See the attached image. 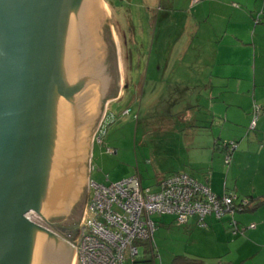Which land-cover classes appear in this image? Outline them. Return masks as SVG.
Returning a JSON list of instances; mask_svg holds the SVG:
<instances>
[{
	"label": "water",
	"instance_id": "1",
	"mask_svg": "<svg viewBox=\"0 0 264 264\" xmlns=\"http://www.w3.org/2000/svg\"><path fill=\"white\" fill-rule=\"evenodd\" d=\"M118 90L101 0H0V264H72V247L25 214L65 215Z\"/></svg>",
	"mask_w": 264,
	"mask_h": 264
},
{
	"label": "rangeland",
	"instance_id": "2",
	"mask_svg": "<svg viewBox=\"0 0 264 264\" xmlns=\"http://www.w3.org/2000/svg\"><path fill=\"white\" fill-rule=\"evenodd\" d=\"M101 1L107 7L110 29L114 37L119 90L116 97L107 103L103 115L105 118L103 131L106 134L103 144L94 145V136L103 121L102 118L93 134L89 158L62 204L65 207V215L55 220L41 218L43 229L52 232V234L56 229L57 235H55L61 238L62 234L73 239L76 238L88 200L87 183L89 179L98 184L116 183L128 176L135 175L136 170H139L142 187L154 192L157 189L154 175L155 166H182L183 160L185 161L187 157L185 155L182 157L178 153L172 154L169 151L172 149L176 137L180 138L184 135V126L180 119L182 113L189 112L188 110L184 111L186 101L189 99L194 101L198 97L197 94L190 96L184 94L182 86L174 84L175 74L182 73L184 69L189 73V76H193L187 64L181 61V56L187 48L184 44L185 41L180 40L182 28L184 24H188L185 12H188L190 0ZM238 2L244 6L247 4L248 7L254 9L259 8L262 4V0H239ZM255 17L260 16L257 13ZM262 17L264 18V16ZM261 23L264 25V19L261 20ZM259 44L264 48V42ZM173 46H175L174 49H172ZM251 48L253 50V46L248 45L245 49L250 51ZM255 48H258L257 45ZM207 49L210 50V47ZM238 50V54L231 57L232 67L228 69L230 75L223 76L222 79L215 77L211 80L216 86L213 103L209 101V94H199L200 104L205 109L217 102L223 107L220 117H217L218 120H216L218 125L212 126L208 121L209 123L206 125H196V129L199 128L202 135L219 138L220 142L217 141V143L222 147L225 144L231 146V143H237L234 152L237 162L234 157L232 160H234L233 165L239 166L240 163L241 174L246 176V178L242 175L239 177L238 188L243 189L246 188L244 185L255 170L253 162L256 157L253 154L257 148L252 145L253 135L251 134L253 132L249 131L253 121L252 109L263 102L259 101L263 97L259 91L264 90V78H260L259 74L264 72V51L256 50V53L250 56V61H247L242 56L244 50L240 51V48ZM254 69L258 75L256 77L257 98L255 96V99L259 98L257 104L252 94ZM225 71L227 69L223 68V72ZM187 80H191V77H187ZM227 90L232 95L226 93ZM229 103H233V105H231L232 108L227 109ZM247 109H251V113L247 116L250 119L246 123L241 112L248 114ZM192 111L195 113L207 112V110L198 111L196 109H192ZM226 111H228V115L231 114L229 119L224 117ZM125 112L127 113L124 114ZM234 114H236L235 117ZM239 131L243 136L237 138ZM259 132L261 131L258 130V133L255 131L257 134H260ZM248 142H251L250 145H252L249 146L250 149ZM107 148L116 151V155H108ZM263 153L264 151L261 152V155ZM261 155L259 159L260 162L262 160V166L259 168V174L264 176V159H262L264 154L262 157ZM224 159L225 157L222 158V162ZM256 159L258 160V157ZM89 163L93 168L91 173ZM225 171L226 169L223 176ZM231 186L233 189L234 184ZM227 187L230 189V181H228ZM36 216L39 217V215ZM154 218L156 217L152 216V220ZM143 249V247L139 248V258L143 257ZM161 254L159 256H162ZM159 256L155 264H161ZM144 257L147 263L152 262L149 253ZM180 260V258H176L172 264H176L175 261L180 264ZM72 264H78L75 261V252H73ZM125 264L132 263L126 261Z\"/></svg>",
	"mask_w": 264,
	"mask_h": 264
},
{
	"label": "crops",
	"instance_id": "3",
	"mask_svg": "<svg viewBox=\"0 0 264 264\" xmlns=\"http://www.w3.org/2000/svg\"><path fill=\"white\" fill-rule=\"evenodd\" d=\"M238 1L201 0L196 5H191V0L189 1L188 12H185L188 24H184L180 39L185 41L187 49L182 54L181 61L187 64L193 76H189V73L184 69L182 73L175 74L174 84L181 85L184 94L189 96L197 94L198 97L194 101L192 99L186 101L184 111L188 110L189 112L182 113L180 119L184 126V135L180 138L176 137L177 142L174 141L172 149L169 151L172 154H181L182 157L185 155L187 158L185 161L183 160L181 167L155 166V185L160 180L159 177L184 173L207 185L210 191L217 196L233 195L238 200L264 198V176L259 174V168L262 166V160L260 162L259 158L261 152L264 151V116L257 120L255 129L249 131L253 132L251 134L253 135L252 145L257 148L253 156L258 157V160L255 158L253 162L255 170L245 183L246 188L243 189L238 188L242 167L240 163L239 166L233 165L234 160H232L234 157L237 162V156L234 155L236 148L231 154L229 165H226L225 159L222 162V158H226L223 147L217 143V141L220 142V139L202 135L199 128L196 129V125H206L209 123L208 121L213 126L218 120L217 117L221 115L223 109L221 104L217 102L205 109L200 104L199 94H209L210 100H208L213 103L216 86L211 80L215 77L222 79L223 76L230 75L228 69L232 67L231 57L238 54L239 48L240 51L244 50L242 56L247 61H250V56L255 54L256 50L264 51V48L259 44L264 42V25L261 23V20L264 19L262 17L264 16V0H262L261 6L255 9L248 7L247 4L245 6L239 4ZM257 13L260 17H255ZM250 44L253 46V50L251 48L249 51L245 48L248 45L251 46ZM255 45L258 48H255ZM207 47H210V50ZM168 61L170 60L168 59ZM223 68H226L227 71L223 72ZM257 76L256 69H254V82L252 83L254 99L255 96L257 98L256 90L258 91ZM187 77H191V80H187ZM259 77L264 78V72H260ZM226 93L232 95L228 90ZM259 93L263 97L258 99L263 102L258 105L264 107V90ZM258 99L254 100L256 104ZM231 105L233 103L227 104V109L232 108ZM192 109L207 110V112L195 113ZM250 110H246L248 114L241 112L246 123L250 119L247 117L251 113ZM227 112L224 114L225 119H229L231 116ZM235 116L236 114H234ZM257 129L261 131L260 134H257ZM235 135L237 134L235 133ZM241 135L243 136L239 131L237 138ZM247 144L248 147L252 146L251 142ZM114 155H116V151ZM249 171L251 170L249 169ZM135 175L139 176L142 185L139 170H136ZM242 177L246 178L243 175ZM228 181H230V189L227 187ZM231 184H234L233 189ZM230 221H235L237 232L233 233L228 230ZM154 222L156 225L153 236L154 252H148L151 255L152 262L150 264H155L160 253H162V256H159L161 264H172L176 258L181 259L180 264H264V203L254 211H236L232 216L227 215L220 221L214 217H207L204 219L203 228L197 227L195 217L190 219L185 227L176 226L171 217H157ZM250 225H254V227L248 228ZM144 256L146 254L143 253ZM175 262L178 264L177 261Z\"/></svg>",
	"mask_w": 264,
	"mask_h": 264
},
{
	"label": "built area",
	"instance_id": "4",
	"mask_svg": "<svg viewBox=\"0 0 264 264\" xmlns=\"http://www.w3.org/2000/svg\"><path fill=\"white\" fill-rule=\"evenodd\" d=\"M200 1L191 0V5ZM252 115L251 130H254L264 110L254 106ZM104 120L94 136V144L101 145L106 136ZM235 147L231 143V152ZM106 153L114 155L115 151L106 149ZM230 160L229 152L225 164L229 165ZM89 170L90 173L93 170L91 165ZM156 187L154 192L143 188L138 176L107 184H98L89 179L88 200L76 238H65L75 252L76 263L125 264L131 261L134 264L140 246L146 245V249L154 251L155 227L151 218L155 215L173 216L178 226L186 225L190 218L196 217L198 226L203 228L207 217L220 221L235 213L234 196H217L207 185L196 182L186 174L164 178L157 182ZM25 219L43 229L41 218L33 212L25 214ZM228 230L233 233L238 231L235 221L228 223Z\"/></svg>",
	"mask_w": 264,
	"mask_h": 264
},
{
	"label": "trees",
	"instance_id": "5",
	"mask_svg": "<svg viewBox=\"0 0 264 264\" xmlns=\"http://www.w3.org/2000/svg\"><path fill=\"white\" fill-rule=\"evenodd\" d=\"M261 109H263L264 110V107H261ZM261 117V116H260ZM259 117V118H260ZM258 118V119H259ZM257 119V120H258ZM250 131H252V130H250ZM103 144V143H102ZM234 145H235V143H233ZM95 145V144H94ZM108 149V148H107ZM223 151L225 152V155H227L229 152H230V156H231V154H232V152H231V148H230V144H225L224 146H223ZM112 156V155H111ZM176 174H181V173H175V174H172V175H176ZM182 174H184V173H182ZM172 175H168V176H165V177H162V178H160V180H162V179H164V178H167V177H170V176H172ZM187 175V174H186ZM135 176H138V175H135ZM187 176H189V175H187ZM134 177V176H133ZM139 177V176H138ZM190 177V176H189ZM191 178V177H190ZM140 179V178H139ZM193 179V178H192ZM159 180V181H160ZM141 181V180H140ZM196 181V180H195ZM196 182H198V181H196ZM198 183H200V182H198ZM201 184H204V183H201ZM157 190V189H156ZM233 196V195H232ZM235 197V196H234ZM246 201V203H245V205H243V203ZM264 203V198L263 199H256V200H254V199H252V198H249V199H241V200H238V198L237 197H235V202H234V205H235V212L236 211H254L258 206H260V205H262ZM241 209V210H240ZM155 217L157 218V217H171L172 219H173V221H174V223H175V225L176 226H178L177 224H176V221H175V217H173V216H168V215H164V216H157V215H155ZM192 218H194V217H192ZM192 218H190V219H192ZM196 218V217H195ZM155 219V218H154ZM154 219L152 220V218H151V220L153 221V223H154V227L156 226L155 225V222H154ZM189 219V220H190ZM196 220H197V218H196ZM188 224V223H187ZM186 224V225H187ZM186 225H182V226H178V227H185ZM254 226V225H253ZM197 227H199L198 226V223H197ZM249 228V227H248ZM236 230H238V228H237V226H236ZM155 232V231H154ZM231 232H233V231H231ZM154 236V235H153ZM140 247H143L144 249H143V252H142V254L144 253V254H148V252H149V249H146V245H142V246H140ZM139 247V248H140ZM135 262H137L136 264H150V263H147V261L145 260V257H142V258H139V250H138V256L135 258Z\"/></svg>",
	"mask_w": 264,
	"mask_h": 264
},
{
	"label": "flooded vegetation",
	"instance_id": "6",
	"mask_svg": "<svg viewBox=\"0 0 264 264\" xmlns=\"http://www.w3.org/2000/svg\"><path fill=\"white\" fill-rule=\"evenodd\" d=\"M52 229H53V228H52ZM53 231H54V234H56V235H57V230H56V229H54ZM65 235H66V234H62V239H64V240H65V238H66V236H67V235H66V236H65ZM67 237H68V236H67Z\"/></svg>",
	"mask_w": 264,
	"mask_h": 264
},
{
	"label": "bare ground",
	"instance_id": "7",
	"mask_svg": "<svg viewBox=\"0 0 264 264\" xmlns=\"http://www.w3.org/2000/svg\"><path fill=\"white\" fill-rule=\"evenodd\" d=\"M65 207H63V209H64ZM41 216V215H40ZM43 217V216H42ZM44 218V217H43Z\"/></svg>",
	"mask_w": 264,
	"mask_h": 264
}]
</instances>
